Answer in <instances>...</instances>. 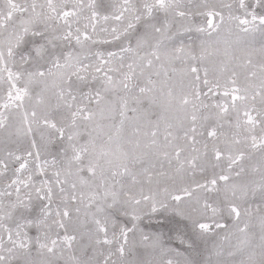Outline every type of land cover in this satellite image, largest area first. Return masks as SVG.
<instances>
[{"label": "snow or ice", "instance_id": "6c2138e0", "mask_svg": "<svg viewBox=\"0 0 264 264\" xmlns=\"http://www.w3.org/2000/svg\"><path fill=\"white\" fill-rule=\"evenodd\" d=\"M0 264H264V0H0Z\"/></svg>", "mask_w": 264, "mask_h": 264}]
</instances>
